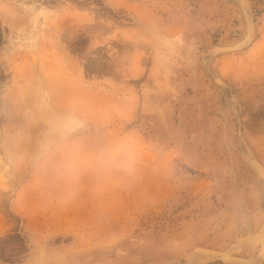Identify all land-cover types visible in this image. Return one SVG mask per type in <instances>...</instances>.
I'll return each mask as SVG.
<instances>
[{
    "label": "rangeland",
    "instance_id": "374dc122",
    "mask_svg": "<svg viewBox=\"0 0 264 264\" xmlns=\"http://www.w3.org/2000/svg\"><path fill=\"white\" fill-rule=\"evenodd\" d=\"M0 264H264V0H0Z\"/></svg>",
    "mask_w": 264,
    "mask_h": 264
},
{
    "label": "bare ground",
    "instance_id": "6f19581e",
    "mask_svg": "<svg viewBox=\"0 0 264 264\" xmlns=\"http://www.w3.org/2000/svg\"><path fill=\"white\" fill-rule=\"evenodd\" d=\"M47 1V0H46ZM49 1H53V0H49ZM22 5H23V3H22ZM36 9V8H35ZM33 11H35V10H33ZM3 14V13H2ZM4 15V14H3ZM33 15V14H32ZM105 15V14H104ZM7 16H5V17H3V19H5ZM10 17V19L12 18V22L13 23H15V22H17L18 20L19 21H21V19L20 18H18V17H16V16H9ZM21 18H23V17H21ZM67 18V17H66ZM68 18H70V17H68ZM72 18V21L73 22H70V23H68V22H66L65 20H64V22H62V24H66V25H68V26H70V28H72V29H74L75 31H78V30H81V29H84V30H86V31H88V30H90V29H97V27L100 25H98V26H96V25H94V26H91V25H89L88 24V27L84 24V23H82V21L81 20H78V19H74L73 17H71ZM24 19V18H23ZM70 20V19H69ZM34 23H35V21L34 20H32ZM102 25V24H101ZM116 25V24H115ZM63 26V25H62ZM60 27H61V23H56V24H54V25H51V27H49L48 28V31H51V32H53V34H57L58 32H59V30H60ZM62 28V27H61ZM93 30V31H94ZM61 32V31H60ZM30 34V33H29ZM36 34L37 33H35V34H33L32 33V35H30L28 38H30V39H33V42H32V45H34V46H36V47H38V48H40V47H42L43 46V43H42V41H36L35 40V36H36ZM92 34H94V33H92ZM113 36H115V35H113ZM117 36V35H116ZM80 38V37H79ZM118 38V37H117ZM119 43V42H118ZM117 43V44H118ZM72 45V44H71ZM81 46V45H80ZM54 47V46H53ZM56 47V46H55ZM114 47V46H113ZM52 48V47H51ZM55 49V48H54ZM44 50V49H43ZM37 51V50H36ZM55 51H57V49L55 50ZM32 52V51H31ZM56 53V52H55ZM54 54V53H53ZM58 54V53H57ZM28 55V54H27ZM34 55V54H33ZM56 55V54H55ZM54 55V56H55ZM62 55V54H61ZM20 57V56H19ZM96 61V60H95ZM54 63H53V66H54V64H56V62L55 61H53ZM51 64H52V62H50ZM93 63V62H92ZM43 64V63H42ZM42 66V65H41ZM52 67V66H51ZM88 68V67H87ZM58 69H60V68H58ZM67 69V68H66ZM64 70V69H63ZM90 71V70H89ZM56 72V71H55ZM63 72V71H62ZM80 72H81V70H80ZM65 75V74H64ZM68 76V75H67ZM70 77V76H69ZM68 77V78H69ZM64 78V77H63ZM80 78V77H79ZM71 79H72V77H71ZM61 80H63V79H61ZM64 81V80H63ZM68 81H70V80H68ZM65 85V84H64ZM68 85H70V84H68ZM44 86V85H43ZM43 89H45V87L43 88ZM67 89V88H66ZM48 90V89H47ZM53 90V89H52ZM8 95H10V94H8ZM57 103V102H56Z\"/></svg>",
    "mask_w": 264,
    "mask_h": 264
}]
</instances>
